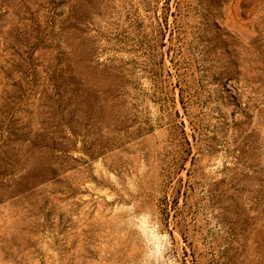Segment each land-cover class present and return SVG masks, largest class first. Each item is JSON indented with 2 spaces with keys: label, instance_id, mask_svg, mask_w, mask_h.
<instances>
[{
  "label": "rangeland",
  "instance_id": "1",
  "mask_svg": "<svg viewBox=\"0 0 264 264\" xmlns=\"http://www.w3.org/2000/svg\"><path fill=\"white\" fill-rule=\"evenodd\" d=\"M0 1V264H264V0Z\"/></svg>",
  "mask_w": 264,
  "mask_h": 264
},
{
  "label": "trees",
  "instance_id": "2",
  "mask_svg": "<svg viewBox=\"0 0 264 264\" xmlns=\"http://www.w3.org/2000/svg\"><path fill=\"white\" fill-rule=\"evenodd\" d=\"M1 7H2V3H1V1H0V19H1V17H2V13H1ZM38 32V31H37ZM16 40H17V42L18 43H22V40L20 39V35L18 36V35H16ZM42 38L39 36H37L36 35V40H37V42L36 43H38L40 40H41ZM33 48L34 47H30L28 50H30L31 51V54L30 53H28V55H27V57L25 58V62H26V64H27V66H30V59H31V56H32V50H33Z\"/></svg>",
  "mask_w": 264,
  "mask_h": 264
}]
</instances>
